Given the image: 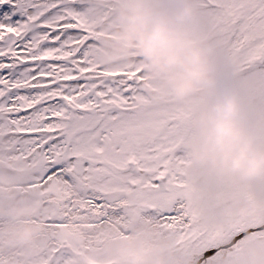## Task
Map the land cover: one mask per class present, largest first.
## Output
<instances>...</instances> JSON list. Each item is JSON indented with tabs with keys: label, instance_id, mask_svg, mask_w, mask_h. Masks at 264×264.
<instances>
[{
	"label": "snow or ice",
	"instance_id": "6c2138e0",
	"mask_svg": "<svg viewBox=\"0 0 264 264\" xmlns=\"http://www.w3.org/2000/svg\"><path fill=\"white\" fill-rule=\"evenodd\" d=\"M230 75L264 119V0H197ZM84 0H0V130L31 165L36 187L67 192L57 208L103 222L151 219L186 264H239L264 246V196L241 188L210 192L189 152L199 103L174 102L142 66L107 69ZM53 238L47 264H70Z\"/></svg>",
	"mask_w": 264,
	"mask_h": 264
},
{
	"label": "clouds",
	"instance_id": "9594fccd",
	"mask_svg": "<svg viewBox=\"0 0 264 264\" xmlns=\"http://www.w3.org/2000/svg\"><path fill=\"white\" fill-rule=\"evenodd\" d=\"M113 57L135 51L145 70L176 102L197 94L206 98L196 120L198 134L190 145L197 184L210 192L246 188L264 196V119L223 71L196 0H120ZM0 251H23L31 258L44 243L45 226L26 208L11 206L0 215ZM80 238H77L79 242ZM86 253L79 264H88ZM177 246L151 226L107 246L101 264H174ZM239 264H264V246L253 244Z\"/></svg>",
	"mask_w": 264,
	"mask_h": 264
},
{
	"label": "rangeland",
	"instance_id": "374dc122",
	"mask_svg": "<svg viewBox=\"0 0 264 264\" xmlns=\"http://www.w3.org/2000/svg\"><path fill=\"white\" fill-rule=\"evenodd\" d=\"M103 1H109V4H103ZM84 2L88 5L84 15L85 17H90L91 21L88 24L97 32L98 44L96 45L97 48L94 46L93 54L101 55L102 53L106 55L105 58H101L102 60L98 62L107 69L120 66L122 64L120 57H113L112 55V46L117 41L116 33L120 27L118 20V11L121 6L120 0H84ZM196 6L198 8L197 0ZM113 25L115 27L114 30L107 31L108 27ZM212 42L216 50H218L215 41L212 40ZM134 62L135 61H132L131 63L133 64ZM2 131L3 130H0V210L6 212L13 205L26 208L32 213L34 221H39L44 224L45 233L44 243L39 254L28 258L23 251L8 248L4 251H0V264H47L45 255L50 254V246L53 238L62 244L70 246L72 252L70 264H79V258L86 253L92 254L88 264H101L103 257L106 255L108 245L114 243L117 239H128L133 230L135 231L141 226L153 227L157 230L158 234L167 237L174 243V241L162 232L153 221L151 225H142L141 218L126 221L122 220L120 217L111 216L103 222H98L99 217L96 215H81L79 211H75V214L72 211L66 212L63 208H57L55 214L62 218L66 217L64 225L55 230L50 228L46 224L44 217L45 215L53 214L51 206L45 209L42 206V202L33 199L34 197L42 195L41 192L38 191L39 188L36 187V178L33 172H30L31 174L27 173L24 165H18L15 170V165L8 166L5 164L6 159L1 158L4 152L11 147V141H5L3 139V136L6 134L1 135ZM21 158H23V156H21ZM11 161L14 164L13 160ZM27 164L31 166L29 163ZM28 182H31V184L26 189L16 191L12 188L15 184L22 185ZM52 188L55 189V193L58 195L57 197L66 196V191H61L60 187H58V182L52 184L49 189ZM50 197L55 198V195L50 194ZM8 219V215H0V225H3ZM122 222L130 223L131 227L124 230V224H122ZM82 224H89L91 226H81ZM77 238H80L79 242H77ZM176 246L178 245L176 244ZM183 264H186L185 259Z\"/></svg>",
	"mask_w": 264,
	"mask_h": 264
},
{
	"label": "bare ground",
	"instance_id": "6f19581e",
	"mask_svg": "<svg viewBox=\"0 0 264 264\" xmlns=\"http://www.w3.org/2000/svg\"><path fill=\"white\" fill-rule=\"evenodd\" d=\"M89 3H90V2H89ZM103 4H109V1H108V2H106V1L104 2V1H103ZM86 20H87L88 23L91 21V19H90L89 16H86ZM204 25H205V24H204ZM114 28H115L114 25L111 26V27H108L107 31H112V30H114ZM204 35H205V38H206V39H208V40H210V41L212 42L213 39H211V37L208 35V32H207L206 26H205V32H204ZM94 48H95V47H94ZM96 48H97V46H96ZM99 49H100V48H99ZM96 50H97V49H96ZM99 51H100V50H99ZM216 52H217L218 58H219L220 61H221L223 71L226 72V73L231 77V75H230V69H229V68L223 63V61L221 60V58H220V56H219V54H218V50H216ZM98 54H99V53H98ZM94 56H95V58H96L97 61L102 60L101 58H105V57H106V55H105V54H102V53H101V55H94ZM119 57H120V59H121V61H122V64H121V65H137V66H142L143 69H144L145 75L151 78V82H152L153 86H154L156 89H158L160 92H163V93H165V94H168L166 90H164L163 88H161V87L157 84V82L155 81L156 79H155L154 77H152V75H150V74H148V73L146 72L142 58H141V57H140L135 51L129 52L127 55L119 56ZM132 61H135V62L132 64V63H131ZM121 65H120V66H121ZM231 78H232V77H231ZM232 80H233L235 86H236V87L239 89V91L242 93V95H244V96L246 97V99L248 100V98H247V96H246L244 90H243L242 87L239 85V83H238L234 78H232ZM170 98H171V97L169 96V99H170ZM171 100H173V99H171ZM173 101H174V100H173ZM174 102H176V101H174ZM206 102H207V101H206V98H205L202 94H197L196 96L190 98L189 101H187V102H182V103H186V104H195V103H199V110H200V109L202 108V106H203ZM254 109H255V108H254ZM198 112H199V111H198ZM256 112H257V111H256ZM257 113H258V112H257ZM197 114H198V113H197ZM258 115H259V113H258ZM259 116H260V115H259ZM5 134L7 135L6 130H3V131L1 132V135H5ZM197 134H198V126H197ZM6 135L3 136V139H4L5 141H11V142H10V143H11V147L8 148L7 151L4 152L3 156L1 157V158H3V159H6V163H5V164H7L8 166L15 165V170H16V168H17L18 165H19V166L24 165V166H25V171H26L27 173L33 172L32 167H31V166H28V164H27L28 162L24 159V157L21 158L22 155H18V154H17L16 149H15V142H14L13 140H11V139H6V138H5ZM196 138H197V137H196ZM196 138H195L194 140H192V141L189 142V145H188V147H189V152H190V145L196 140ZM2 153H3V152H2ZM5 153H6V154H5ZM11 160H13L14 164L12 163ZM30 174H31V173H30ZM30 184H31V182H28V183H25V184H22V185H20V184H15L14 186H12V188H13L14 190L17 191V190H20V189H26V188H28V187L30 186ZM58 189H59V188H58ZM38 191L40 192V189H38ZM61 191H62V190H61ZM50 194H54V195H55V198L50 197ZM65 194H66V196H67V192H65ZM60 195H61V193H60ZM57 196H58V195L55 193V189L52 188V189L47 190L44 194H42V195H40V196H37V197H34L33 199L36 200V201H38V202H42L43 200H48V201H51V202L54 204L55 202L62 201L63 199L66 198L65 195L62 196V197H57ZM38 205H39V203H38ZM38 205H37V206H38ZM40 205H41V204H40ZM74 213L76 214V212H74ZM79 214H80V213H79ZM78 217H79V216H78ZM141 223H142V225H148V224L151 225V224H152V220L149 219V218H146V217H142V218H141ZM122 224H124V230L128 229V227H131L130 223L122 222ZM81 226H88V227H89V226H91V225H89V224H82ZM124 230H123V231H124ZM133 231H134V230H133ZM174 244L176 245L175 242H174ZM253 244H256V243H252L251 245L247 246V247H246V250H247L250 246H252ZM245 252H246V251H245ZM184 259H185V257H184V255H183L182 251L180 250L179 246H177V258H176L174 264H183Z\"/></svg>",
	"mask_w": 264,
	"mask_h": 264
}]
</instances>
